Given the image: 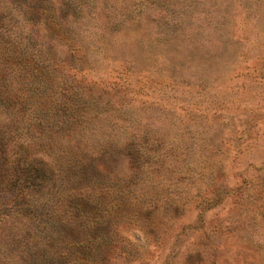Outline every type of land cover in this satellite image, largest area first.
<instances>
[{
	"label": "rangeland",
	"instance_id": "obj_1",
	"mask_svg": "<svg viewBox=\"0 0 264 264\" xmlns=\"http://www.w3.org/2000/svg\"><path fill=\"white\" fill-rule=\"evenodd\" d=\"M52 1L76 6L85 76L117 85L92 93L96 184H73L104 226L0 185V264H264V0Z\"/></svg>",
	"mask_w": 264,
	"mask_h": 264
},
{
	"label": "trees",
	"instance_id": "obj_2",
	"mask_svg": "<svg viewBox=\"0 0 264 264\" xmlns=\"http://www.w3.org/2000/svg\"><path fill=\"white\" fill-rule=\"evenodd\" d=\"M58 6L52 0H0V185L20 201L50 199L61 188L49 219L66 231L72 216L82 215L86 235L104 225L90 187L73 184H96L93 161L109 140L97 136L102 116L92 93L107 94L117 85L85 76L82 44L68 26L76 6ZM12 17V26L2 24ZM208 204L214 208L215 201Z\"/></svg>",
	"mask_w": 264,
	"mask_h": 264
}]
</instances>
